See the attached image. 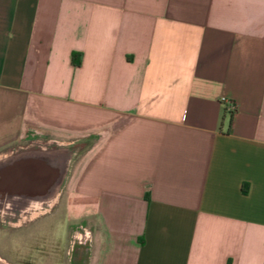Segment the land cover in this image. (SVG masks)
Segmentation results:
<instances>
[{"label":"crops","instance_id":"obj_1","mask_svg":"<svg viewBox=\"0 0 264 264\" xmlns=\"http://www.w3.org/2000/svg\"><path fill=\"white\" fill-rule=\"evenodd\" d=\"M7 197L68 264H264V0H0Z\"/></svg>","mask_w":264,"mask_h":264},{"label":"rangeland","instance_id":"obj_2","mask_svg":"<svg viewBox=\"0 0 264 264\" xmlns=\"http://www.w3.org/2000/svg\"><path fill=\"white\" fill-rule=\"evenodd\" d=\"M96 136L97 134L87 138H90L91 142L95 140ZM27 138L29 136H23L21 142H25ZM34 143L42 144L40 141ZM81 143L84 144L85 141L83 140ZM79 158L80 155L76 160L78 161ZM61 213L62 211H54L48 218L35 223V225L17 229L14 225H5L0 222V252L12 259H18L19 264H52L55 260L56 263L54 264H68L69 254L67 250L76 227L68 225L66 219L57 223ZM54 224L55 237L53 239L52 226ZM71 257L74 259L73 251Z\"/></svg>","mask_w":264,"mask_h":264},{"label":"built area","instance_id":"obj_3","mask_svg":"<svg viewBox=\"0 0 264 264\" xmlns=\"http://www.w3.org/2000/svg\"><path fill=\"white\" fill-rule=\"evenodd\" d=\"M220 101L224 105L225 110L232 116L236 110L235 101L229 97H226V96H222ZM76 232H78L80 234H84L85 235L84 240L76 239L75 238ZM88 238H89L88 231L84 226L80 225V226L76 227L75 230L73 231V234H72V240L70 242L69 249L67 250L69 257H71V252L74 251V249H75L74 243L86 244L88 241Z\"/></svg>","mask_w":264,"mask_h":264},{"label":"bare ground","instance_id":"obj_4","mask_svg":"<svg viewBox=\"0 0 264 264\" xmlns=\"http://www.w3.org/2000/svg\"><path fill=\"white\" fill-rule=\"evenodd\" d=\"M41 142V141H40ZM49 143V142H48ZM48 145V144H47ZM56 145V144H55ZM59 147V146H58ZM64 147V146H63ZM48 149V148H47ZM77 152V151H76ZM57 186H58V184L56 183L55 184V193L52 195V197H51V199H50V202H52L53 200H54V197H55V195H56V193H57V190H56V188H57ZM61 187V186H60ZM59 193V192H58ZM57 201V200H56ZM14 202H16L15 201V199L14 198H11V197H7V198H5V199H3V201L2 200H0V207H2V209H8L7 207H10L11 205H13V203ZM43 203V202H42ZM38 210V209H37ZM9 212V211H8ZM30 212V211H29ZM38 212V211H37ZM36 212V213H37ZM35 213V212H34ZM44 213V212H43ZM32 216H30V218H31ZM27 219V218H26ZM24 222V221H23ZM28 222V221H27Z\"/></svg>","mask_w":264,"mask_h":264},{"label":"trees","instance_id":"obj_5","mask_svg":"<svg viewBox=\"0 0 264 264\" xmlns=\"http://www.w3.org/2000/svg\"><path fill=\"white\" fill-rule=\"evenodd\" d=\"M71 57H72V60H73L76 64L80 63V53H79V52H77V51H73ZM231 119H232V116L230 115V120H231ZM243 190L245 191V188H244Z\"/></svg>","mask_w":264,"mask_h":264},{"label":"flooded vegetation","instance_id":"obj_6","mask_svg":"<svg viewBox=\"0 0 264 264\" xmlns=\"http://www.w3.org/2000/svg\"><path fill=\"white\" fill-rule=\"evenodd\" d=\"M75 238H76V239H79V240H84L85 235L76 232V233H75ZM68 259H69V260H67V263H70V262L73 260L72 257H69ZM16 260H17V259H16ZM17 261H18V262L15 263V264H19V263H20L19 260H17ZM1 262H3V261L0 260V263H1Z\"/></svg>","mask_w":264,"mask_h":264}]
</instances>
